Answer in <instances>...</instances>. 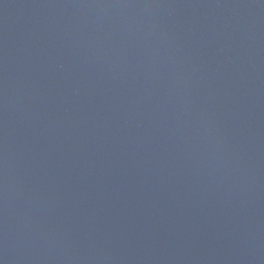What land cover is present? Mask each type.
<instances>
[{"label": "water", "instance_id": "obj_1", "mask_svg": "<svg viewBox=\"0 0 264 264\" xmlns=\"http://www.w3.org/2000/svg\"><path fill=\"white\" fill-rule=\"evenodd\" d=\"M0 264H264V0H0Z\"/></svg>", "mask_w": 264, "mask_h": 264}]
</instances>
